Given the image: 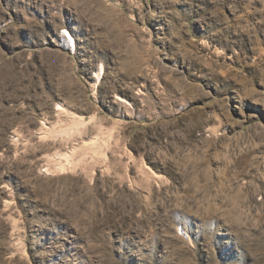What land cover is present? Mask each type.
Segmentation results:
<instances>
[{"label": "rangeland", "instance_id": "rangeland-1", "mask_svg": "<svg viewBox=\"0 0 264 264\" xmlns=\"http://www.w3.org/2000/svg\"><path fill=\"white\" fill-rule=\"evenodd\" d=\"M0 264H264V0H0Z\"/></svg>", "mask_w": 264, "mask_h": 264}, {"label": "bare ground", "instance_id": "bare-ground-1", "mask_svg": "<svg viewBox=\"0 0 264 264\" xmlns=\"http://www.w3.org/2000/svg\"><path fill=\"white\" fill-rule=\"evenodd\" d=\"M63 37H65V39L68 41V43L71 45V48L72 49H76L77 48V44H76V41H75V38L72 36V34L68 31V30H64L63 32ZM105 74V69H104V66H101L100 68V72L99 74H97L98 76V81L101 79V77H103ZM120 98V97H119ZM123 100V99H122ZM63 108L61 106H58V110H62ZM65 110V109H64ZM67 110V109H66ZM61 114V113H60ZM69 116V115H68ZM85 123V121L83 122L82 120L81 121H76L75 123V126L78 128L80 125L82 126L83 124ZM74 125V124H73ZM74 126V127H75ZM84 126V125H83ZM82 126V127H83ZM87 126V125H86ZM50 128V127H49ZM76 128V129H77ZM80 128V127H79ZM54 130V129H52ZM77 131V130H76ZM79 131V130H78ZM51 132V131H50ZM59 132V131H58ZM57 132V133H58ZM53 133V132H52ZM48 134V133H47ZM46 134V135H47ZM49 135V134H48ZM51 135V134H50ZM54 135V134H53ZM102 139L101 138H97L93 141V151L94 153H98L101 149V146H102V143H101ZM75 150V149H74ZM73 150V151H74ZM76 154V151L72 153L71 151V154H59V159L61 160L59 163H58V166L57 168L59 167V170L61 169V171H66L68 170L67 168L68 167H73L72 165L75 164V156ZM58 155V154H57ZM77 155V154H76ZM76 165H77V162H76ZM76 167V166H75Z\"/></svg>", "mask_w": 264, "mask_h": 264}]
</instances>
